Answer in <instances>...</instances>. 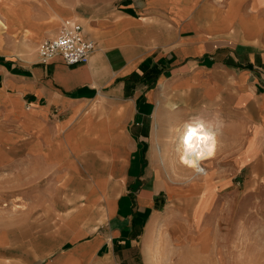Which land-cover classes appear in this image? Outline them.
<instances>
[{"label": "crops", "instance_id": "1", "mask_svg": "<svg viewBox=\"0 0 264 264\" xmlns=\"http://www.w3.org/2000/svg\"><path fill=\"white\" fill-rule=\"evenodd\" d=\"M0 19V155L63 191L56 215L0 224V264H150L180 219L158 155L194 117L223 122L215 155H264V0H0ZM66 20L95 44L87 63L23 45Z\"/></svg>", "mask_w": 264, "mask_h": 264}, {"label": "rangeland", "instance_id": "2", "mask_svg": "<svg viewBox=\"0 0 264 264\" xmlns=\"http://www.w3.org/2000/svg\"><path fill=\"white\" fill-rule=\"evenodd\" d=\"M0 25H4L1 19ZM40 41L34 48L23 45L39 57ZM0 156V224L27 215H56L54 196L63 191L42 186L53 179L43 170L28 172L26 164H34L28 155L26 160L22 155L12 160L10 155ZM158 156L168 161L170 177L179 190L173 209L180 219L173 223L174 239L169 244L159 240L153 248L150 264H264V162L260 163L264 155H246L240 164L239 155H214L202 162L207 175L198 176L179 162L178 155ZM69 157H64L67 162ZM42 160L48 162L50 157ZM17 165L23 172H16ZM5 226V231L21 232L30 225L9 222Z\"/></svg>", "mask_w": 264, "mask_h": 264}, {"label": "clouds", "instance_id": "3", "mask_svg": "<svg viewBox=\"0 0 264 264\" xmlns=\"http://www.w3.org/2000/svg\"><path fill=\"white\" fill-rule=\"evenodd\" d=\"M222 127L223 122L218 118L205 120L194 117L179 129L176 146L179 162L191 169L194 176L207 175L202 162L215 155Z\"/></svg>", "mask_w": 264, "mask_h": 264}, {"label": "built area", "instance_id": "4", "mask_svg": "<svg viewBox=\"0 0 264 264\" xmlns=\"http://www.w3.org/2000/svg\"><path fill=\"white\" fill-rule=\"evenodd\" d=\"M94 48V42L84 35L81 25L66 20L53 37L40 41L38 55L43 63L59 56L66 65H76L87 63Z\"/></svg>", "mask_w": 264, "mask_h": 264}, {"label": "bare ground", "instance_id": "5", "mask_svg": "<svg viewBox=\"0 0 264 264\" xmlns=\"http://www.w3.org/2000/svg\"><path fill=\"white\" fill-rule=\"evenodd\" d=\"M211 158H212V157H211ZM211 158H209V159H211ZM209 159H207V160H209ZM207 160H206V161H207ZM206 161H203V162H206ZM15 202H16V201H15ZM14 206H15V207H20V206L17 205V204H14Z\"/></svg>", "mask_w": 264, "mask_h": 264}]
</instances>
